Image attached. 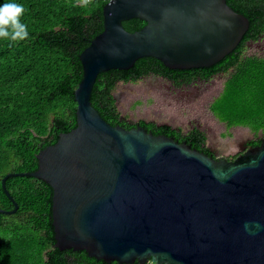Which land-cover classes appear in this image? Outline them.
<instances>
[{"label": "water", "instance_id": "obj_1", "mask_svg": "<svg viewBox=\"0 0 264 264\" xmlns=\"http://www.w3.org/2000/svg\"><path fill=\"white\" fill-rule=\"evenodd\" d=\"M104 30L80 55L77 125L38 153L53 188L55 247L121 264H264V137L214 157L142 125L108 122L92 103L101 72L155 57L171 69L210 67L233 52L250 19L228 0H110ZM146 24L129 31L123 22Z\"/></svg>", "mask_w": 264, "mask_h": 264}, {"label": "trees", "instance_id": "obj_2", "mask_svg": "<svg viewBox=\"0 0 264 264\" xmlns=\"http://www.w3.org/2000/svg\"><path fill=\"white\" fill-rule=\"evenodd\" d=\"M109 1L90 0L84 5L81 0H14L24 6L21 22L27 25L29 35L18 42L0 39L1 208L15 207L3 188V177L9 172L36 170L40 150L77 125L75 90L83 78L80 55L104 30L103 9ZM6 2L11 0H0V5ZM228 3L250 19V28L237 49L220 63L205 68L201 76L226 73L223 88L211 100L210 109L226 125L229 135L232 128L245 126L255 137L260 133L264 136V55L244 52L245 40L264 33V0ZM123 24L135 31L146 22L132 18ZM183 71L171 69L155 57H142L130 69L101 72L91 100L113 125L130 129L139 123L154 134L174 136L210 153L206 134L197 127L184 133L169 124L144 119L133 122L119 108L115 89L120 82H136L150 75L165 76L180 84L190 82L193 69L188 74ZM142 103L137 99L134 106ZM260 142L261 138L253 139L252 144ZM6 186L19 208L13 213L0 211V264H121L99 260L85 250L54 246V191L50 184L34 176H11Z\"/></svg>", "mask_w": 264, "mask_h": 264}, {"label": "rangeland", "instance_id": "obj_3", "mask_svg": "<svg viewBox=\"0 0 264 264\" xmlns=\"http://www.w3.org/2000/svg\"><path fill=\"white\" fill-rule=\"evenodd\" d=\"M248 53H262L264 40L251 44ZM226 76H216L208 83H200L195 87L181 86L173 88L169 81L157 75H150L136 82H120L115 95L119 108L131 121L145 119L156 123H170L181 127L184 132L193 125L205 129L208 144L215 145L225 155L233 156L241 150L243 142L254 139L250 128L241 126L227 132L226 125L213 118L208 110V102L222 87ZM137 99L141 105L134 106Z\"/></svg>", "mask_w": 264, "mask_h": 264}, {"label": "flooded vegetation", "instance_id": "obj_4", "mask_svg": "<svg viewBox=\"0 0 264 264\" xmlns=\"http://www.w3.org/2000/svg\"><path fill=\"white\" fill-rule=\"evenodd\" d=\"M244 39V38H243ZM264 40V33H262V34H260V35H258V37L257 38H248L247 40H245V45H244V52L246 53V54H248V55H252V54H257V55H259V56H261V55H264V51H262V53H257V52H255V53H248V51H247V49L249 48V46L251 45V44H255V43H259V42H262ZM242 42V41H241ZM240 42V43H241ZM238 47V46H237ZM237 49V48H236ZM237 51V50H236ZM226 58V57H225ZM224 59H222L221 61H223ZM221 61H219V62H217V63H215L214 65H216V64H218V63H220ZM214 65H212V66H214ZM212 66H210V67H212ZM205 68H209V67H196V68H191V69H182V70H184L183 72H185L186 74H188V73H190L191 71H192V69H193V79L190 81V82H188V83H186V82H184V83H182V84H180V83H175L173 80H171V79H169L168 77H165V76H159V77H162L163 79H166L167 81H169V83L171 84V86L173 87V88H177V87H181V86H185V87H187V86H190V87H195V86H197L198 84H200V83H204V82H206V83H208L209 81H212L213 80V78H215L216 76H226L225 74V72H222V71H219V72H217V73H214L213 75H211L210 77H208V78H203L202 76H201V73L205 70ZM180 70V69H179ZM222 88H223V84H222V87L219 89V91L217 92V94L216 95H214L213 97H212V99L215 97V96H217L219 93H220V91L222 90ZM211 99V100H212ZM211 100L208 102V110H209V112L211 113V115L213 116V118H215V120L217 121V122H219V123H222L223 125H225L223 122H221L214 114H213V112L211 111V109H210V103H211ZM145 120V119H144ZM147 122H153V121H148V120H146ZM133 122H135V121H133ZM138 122V121H137ZM158 124H169V125H172V124H170V123H158ZM136 125H140L139 123L138 124H136ZM174 126V125H173ZM175 127V126H174ZM199 128L200 130H202L205 134H206V137H207V140H206V146L207 147H209V149H210V155H213L214 157H216V158H218V157H221V156H228V155H225L224 154V152H222V151H220L215 145H213V144H208V135H207V132H206V130L205 129H203V128H201L199 125H193L190 129H188L186 132H184V133H188L190 130H192V129H194V128ZM236 127H241V126H236ZM235 127V128H236ZM176 128H180V129H182L181 127H176ZM264 136L262 135V133H260L259 134V136H256L254 139H256V140H258L259 138H263ZM252 141H253V139H249V140H247V141H245V142H243L242 143V145H241V150L237 153V154H240V153H242V152H244L245 150H246V148L248 147V146H251V145H253L252 144ZM235 155H233V156H228L229 158H235L234 157ZM145 264H154V263H152V262H148V263H145Z\"/></svg>", "mask_w": 264, "mask_h": 264}, {"label": "clouds", "instance_id": "obj_5", "mask_svg": "<svg viewBox=\"0 0 264 264\" xmlns=\"http://www.w3.org/2000/svg\"><path fill=\"white\" fill-rule=\"evenodd\" d=\"M89 2L90 0H81L84 5ZM24 12V6L14 0L0 5V39L17 42L27 39L29 35L27 25L21 22Z\"/></svg>", "mask_w": 264, "mask_h": 264}]
</instances>
